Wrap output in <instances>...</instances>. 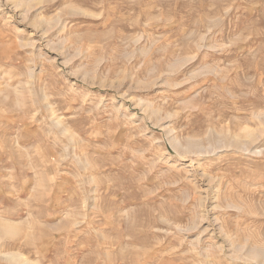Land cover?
<instances>
[{
  "label": "rangeland",
  "instance_id": "rangeland-1",
  "mask_svg": "<svg viewBox=\"0 0 264 264\" xmlns=\"http://www.w3.org/2000/svg\"><path fill=\"white\" fill-rule=\"evenodd\" d=\"M0 264H264V0H0Z\"/></svg>",
  "mask_w": 264,
  "mask_h": 264
}]
</instances>
